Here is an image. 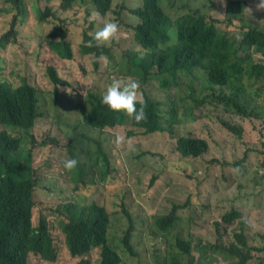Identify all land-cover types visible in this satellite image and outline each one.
<instances>
[{"label": "trees", "instance_id": "1", "mask_svg": "<svg viewBox=\"0 0 264 264\" xmlns=\"http://www.w3.org/2000/svg\"><path fill=\"white\" fill-rule=\"evenodd\" d=\"M39 1L0 0V46L8 42L23 44L24 35L20 31L22 27L25 31L28 28L31 12H36L41 25L50 32L56 31L55 37H58L64 36L63 22L71 18L72 12L80 11L70 8L74 0H41L48 3L44 11ZM139 1L135 7L123 2L117 11L122 15L123 9L129 8L135 18L127 22L129 36L121 38L128 45L121 47L117 43L115 46L120 49L121 58L110 52L109 59L121 66L120 73L125 78L139 82L138 91L143 94L147 119L136 122L123 111H113L101 103L103 92L90 91L73 107L81 117L72 123L63 122L67 147L78 160L75 168L66 169L64 160H54L43 153L34 156L40 143L33 127L45 114L34 111V95L38 90L25 78L16 86L0 80V264H30L32 254L50 262L59 258L46 217L41 216L37 226L33 224L40 169L37 161L43 167L59 168L67 182L75 183V187L83 182L92 192L99 183L114 187L119 181L106 147L108 135H103L117 126L130 123L129 133L133 135L136 130L144 134L173 133L175 122L195 121L196 110L206 103L218 104L246 121L264 119V28L243 19L242 8L247 0L228 2V24H234L237 14L242 19L233 29L217 25V18L209 20L193 0ZM111 3L112 0H91L86 12L89 22L94 25L102 20ZM84 33L85 39H91L92 43L81 44L82 50L101 55L105 43H98L86 30ZM58 46L53 51L63 63L65 58L73 57L59 51ZM61 65L50 61L46 66L55 86L48 92L52 94L54 108L65 100L59 89L60 84L67 82L58 73ZM2 67L0 59V70ZM153 81L165 94L164 100L147 92L146 87ZM70 104L67 102L62 111H69ZM224 123L232 130L242 131ZM66 125L70 128H65ZM41 145L47 146L45 141ZM176 148L183 158L197 159L207 152L209 142L204 136L187 133L177 137ZM84 158L89 161L84 162ZM183 158L182 162H187ZM191 203L192 197L183 204H174L164 214L151 210L149 258L152 257L154 264H210L219 259L226 264H250L255 260L257 264H264V247L252 240L248 231L251 227L242 218L243 212L238 209L225 212L217 223L219 237L204 241L196 237L191 225L186 227L182 223L179 210ZM67 209L69 219L60 217L57 224L64 233L70 254L78 259L76 264H92V254L97 248L101 249L99 264H127L122 253L142 259L134 240L135 219L129 210H125L129 227L117 239L111 235V216L104 205L94 200L87 206L67 205ZM57 210L63 214V206ZM236 219L239 224H232Z\"/></svg>", "mask_w": 264, "mask_h": 264}, {"label": "rangeland", "instance_id": "2", "mask_svg": "<svg viewBox=\"0 0 264 264\" xmlns=\"http://www.w3.org/2000/svg\"><path fill=\"white\" fill-rule=\"evenodd\" d=\"M226 1L193 0L192 3L209 20L217 18V25L233 29L242 23V19L236 17L234 24H228ZM123 2L130 7L140 4L139 0H112L107 15L93 25L86 17V1H73L70 8L80 11L75 14L72 12L71 18L63 22L64 38L71 42L73 51V57L66 58L64 63L46 44L40 62H15L30 55L17 45L9 44L1 49V56L6 57L7 62H2L0 80L16 86L25 78L38 89L39 111L45 114L37 119L33 127L40 143L33 152L34 156L35 153H43L54 160L73 158L62 128L64 121L72 123L81 117L73 108L74 105L90 91L104 92L113 79H129L120 73L121 66L114 65L109 59L110 52L121 58L122 53L115 46L117 43L121 47L128 45L121 38L129 36L127 22L135 18L129 8L123 9L122 15L118 14ZM41 4L44 7L45 1ZM242 15L251 25L264 28V5L261 0H248ZM106 22H115L118 25L115 37L105 43L101 55L84 52L81 44L92 43L91 39H85L84 31L95 36L96 31ZM62 39V35L56 38ZM50 61L62 64L58 73L67 80L59 85L65 100L60 102L58 108H54L52 94L48 93L55 87L46 72ZM146 89L151 96L164 100L165 94L156 81ZM139 94L143 96L142 92ZM67 102H71L70 110L63 112V106ZM217 105H202L196 110L198 118L195 121L175 122L173 133L161 131L144 134L141 130H136L133 135L129 133L130 123L128 126L120 125L116 130L104 132L103 135H108L106 147L110 151L112 164L116 168L115 174L119 179L114 187L99 183L92 192L83 182L75 187V183L67 182L60 175L59 168L43 167L37 161L36 165L40 169L37 173L38 187L34 194V224H38L41 216L46 217L59 249V258L50 262L32 254L29 257L30 264H76L78 259L70 254L64 233L57 223L60 217L69 219L67 205L87 206L94 200L104 205L110 213L111 235L117 239L123 237L129 227L125 210L133 214L136 223L134 240L138 252L142 253V259L122 253L127 264H154L152 257L149 258L152 246V240L148 236L150 214L153 212L151 210L159 214L168 213L174 204H183L190 197L191 205L181 208L179 213L183 218L182 223L186 227L191 225L196 237L204 241H215L219 237L217 223L223 214L238 209L245 214L244 218L250 224L248 231L252 240L264 247V119L246 121ZM224 122L241 128L242 131L232 130ZM65 128L70 127L66 125ZM187 133L208 139L209 149L202 157L186 159L177 151V137ZM53 138L57 141H52ZM44 141L47 146L41 145ZM182 158L187 162H182ZM83 161L88 162L89 159L84 158ZM58 206H63V214L57 210ZM100 251V248L94 250L92 264H99ZM210 264L226 262L219 259ZM250 264L257 262L255 260Z\"/></svg>", "mask_w": 264, "mask_h": 264}, {"label": "clouds", "instance_id": "3", "mask_svg": "<svg viewBox=\"0 0 264 264\" xmlns=\"http://www.w3.org/2000/svg\"><path fill=\"white\" fill-rule=\"evenodd\" d=\"M84 1H86L87 3L85 11L88 12V8L91 5V0H84ZM229 1L230 0H227L225 4L226 12L228 15L227 18L230 16V13L228 12V2ZM41 3L42 1L40 0L39 7L42 11H44L45 6H47L48 3L45 2L44 7L42 6ZM261 4L264 5V0H261ZM97 15L99 14L97 13ZM237 15L238 17H240L239 14ZM32 25L34 27H32ZM117 31H118V25L115 22H106L104 23V26L102 28L96 31L94 38L98 43H107L112 38L115 37ZM20 34L24 35L23 44L14 43V45H17L19 49H22L30 53V55L20 59L19 62H40L39 59L43 55V49H44L45 44L51 50H53V47L56 49L57 45H59L58 46L59 51L65 52L67 54H73L71 42L65 39L64 36L62 40H56L57 38L55 37L56 31L50 32L47 29V27L42 26L40 23V19L38 15L36 14V12L30 13L29 20H28V28L25 31V27H22ZM38 42H41L39 52L37 51ZM8 45H9V42L4 46H0V59L2 62H7V59L6 57L1 56V49L6 48ZM139 87H140L139 82L135 79H127V80L113 79L107 85L104 92L102 93L101 103L106 105L109 109L113 111H117V112L123 111L129 117H132L136 122L146 120L147 114L145 112V101L142 95L139 94V91H138ZM34 98H35L34 111L36 114L40 112L39 111L40 110L39 109L40 98H39L38 93L37 95H34ZM62 163L66 169L70 170V169L75 168L78 165V160L75 158H70V159L64 160ZM232 210H237V209H232ZM33 211H34V208H33ZM244 215L245 214H243L242 218L246 221V219L244 218ZM32 219H33V224H34V215ZM236 220L237 222H233L232 224L238 225L239 224L238 219ZM37 225L34 224V226H37Z\"/></svg>", "mask_w": 264, "mask_h": 264}, {"label": "water", "instance_id": "4", "mask_svg": "<svg viewBox=\"0 0 264 264\" xmlns=\"http://www.w3.org/2000/svg\"><path fill=\"white\" fill-rule=\"evenodd\" d=\"M60 2H61V0H60ZM53 35V34H52ZM51 45V44H50Z\"/></svg>", "mask_w": 264, "mask_h": 264}]
</instances>
